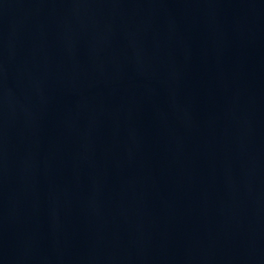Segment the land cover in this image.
I'll return each mask as SVG.
<instances>
[{
  "label": "water",
  "instance_id": "water-1",
  "mask_svg": "<svg viewBox=\"0 0 264 264\" xmlns=\"http://www.w3.org/2000/svg\"><path fill=\"white\" fill-rule=\"evenodd\" d=\"M0 264H264V0H0Z\"/></svg>",
  "mask_w": 264,
  "mask_h": 264
}]
</instances>
